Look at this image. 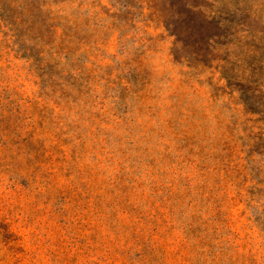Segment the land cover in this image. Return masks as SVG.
<instances>
[{"label": "rangeland", "instance_id": "1", "mask_svg": "<svg viewBox=\"0 0 264 264\" xmlns=\"http://www.w3.org/2000/svg\"><path fill=\"white\" fill-rule=\"evenodd\" d=\"M57 2L0 0V264H264V0Z\"/></svg>", "mask_w": 264, "mask_h": 264}, {"label": "trees", "instance_id": "2", "mask_svg": "<svg viewBox=\"0 0 264 264\" xmlns=\"http://www.w3.org/2000/svg\"><path fill=\"white\" fill-rule=\"evenodd\" d=\"M17 3V7H21L22 13L16 19L24 24L25 39L29 43H84L79 37L82 26L86 27L83 19L80 21L78 17H74L72 13H64L65 6H58L57 0H13ZM207 1V0H205ZM229 4L231 13L236 7L233 6L232 0H226ZM61 3V1H60ZM217 4V1H215ZM212 5H214L212 1ZM238 11V10H236ZM239 12L236 13V15ZM243 13V12H242ZM243 14L247 15L246 12ZM242 14V15H243ZM214 16L211 11L209 16ZM235 15V16H236ZM249 15V14H248ZM209 18V17H208ZM81 23L83 25H81ZM226 26H239L236 21L225 23ZM27 59L33 58V54L26 56ZM264 118V114H262ZM264 130V122H261ZM262 130V131H263Z\"/></svg>", "mask_w": 264, "mask_h": 264}]
</instances>
